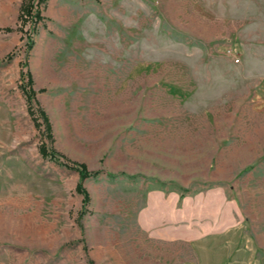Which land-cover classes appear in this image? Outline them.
<instances>
[{
    "label": "rangeland",
    "instance_id": "obj_1",
    "mask_svg": "<svg viewBox=\"0 0 264 264\" xmlns=\"http://www.w3.org/2000/svg\"><path fill=\"white\" fill-rule=\"evenodd\" d=\"M0 264H264V0H0Z\"/></svg>",
    "mask_w": 264,
    "mask_h": 264
},
{
    "label": "trees",
    "instance_id": "obj_2",
    "mask_svg": "<svg viewBox=\"0 0 264 264\" xmlns=\"http://www.w3.org/2000/svg\"><path fill=\"white\" fill-rule=\"evenodd\" d=\"M29 94H31V92H29ZM29 100L31 101V96L29 97ZM65 165H67V164H65ZM78 170H79L81 180H83L86 176L89 175V173L86 171L85 167H83V166H80V168ZM78 187L81 189V191H83L85 198H86L87 193L85 192V189L82 187V184L79 183Z\"/></svg>",
    "mask_w": 264,
    "mask_h": 264
}]
</instances>
